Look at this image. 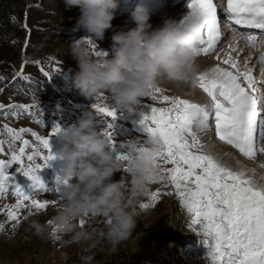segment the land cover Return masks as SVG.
<instances>
[{"label":"snow or ice","instance_id":"obj_1","mask_svg":"<svg viewBox=\"0 0 264 264\" xmlns=\"http://www.w3.org/2000/svg\"><path fill=\"white\" fill-rule=\"evenodd\" d=\"M187 7L193 11L199 10L203 15V22L196 30L197 55L213 51L223 38L217 5L214 0H188ZM223 11L230 25L254 29L264 35V0H226ZM239 39L245 41L249 47L264 49V41L258 40L254 33H241ZM87 42L92 54L107 55L103 50H97L90 38ZM259 60L264 64V51L260 52ZM222 63L230 67L216 65L195 76V83L210 98L209 103L202 105L180 97L163 95V89L154 86L148 96L161 99L169 106L149 105L147 112L140 113L139 122L148 136H159L162 141L161 150L154 156L160 173L154 181L168 180L171 183L175 195L191 214V223L196 226L197 234L204 240L211 264H264V178L256 181L253 176L246 175L247 169L232 170L222 165L212 155L202 151L203 145L197 135V130H206L209 121L214 120L215 135L220 141L250 159L256 158L258 154L264 155V147L258 146L264 144V107H261L264 105V97L257 98L252 94L253 73L241 71L237 60L230 53ZM23 66L22 63L20 72ZM41 72L46 77L50 76L43 68ZM92 107L102 117L108 118V126L102 135L111 144V120L115 119V110L103 101L93 104ZM4 108L5 105L0 104V109ZM12 108L27 111L29 106H8L9 111ZM4 128L13 140H21L22 133L31 131L28 128L14 130L8 125H4ZM59 130L60 127L54 125L44 137L37 136L35 132L31 133L46 150V154L30 145L29 140L23 139L18 151H11L7 159H0V195L11 193L16 197L15 204L7 211L9 220L18 223L19 209L22 207L30 206L41 210L47 206V200L42 202L32 199L33 191H59V188L46 186L37 174L38 169L47 166L49 160L56 158L51 152L49 136L56 135ZM143 141L138 140L139 145ZM3 145L4 141L0 140V153L5 152ZM30 147H33L31 152L28 151ZM37 156L42 159V163H32ZM117 157L124 161L135 158L131 153ZM25 158L30 162L27 165L24 163ZM161 161L172 167H161ZM14 162L20 165L18 170L31 181L30 191L26 192L19 184L9 188L7 169ZM259 167L264 168V163ZM123 170L126 172V169ZM251 171L255 172V169ZM56 182L62 185L68 181L57 176ZM160 196L159 191L151 192V203H155ZM140 207L147 208L149 204L143 203ZM83 223L81 220L80 224ZM0 228H3L2 224ZM61 230L59 225L53 229L54 232ZM208 237L212 240L210 244Z\"/></svg>","mask_w":264,"mask_h":264},{"label":"clouds","instance_id":"obj_2","mask_svg":"<svg viewBox=\"0 0 264 264\" xmlns=\"http://www.w3.org/2000/svg\"><path fill=\"white\" fill-rule=\"evenodd\" d=\"M67 7H78L80 15L72 32L83 30L97 44L105 31L112 27L117 0H65ZM129 17L134 26L113 32L112 55L92 56L86 44L73 39L69 45L78 71L71 84L85 97L97 98L107 94L114 107L128 112L138 111L142 97L161 79L174 82L195 80L197 64V28L203 22L199 10H189L182 19L165 18L153 28L149 9L137 3ZM61 141L55 152L62 161L60 174L64 197L56 223L65 232L76 229L75 221L83 216L103 217L101 239L114 251L127 241L136 225L134 201L143 195L159 176V164L154 156L162 148L159 136H147L143 144L127 140L128 153L135 158L127 161L114 158L105 148L109 141L98 133L93 114L83 110L76 123L60 128L56 134ZM126 169L125 180L113 181V174ZM75 178L74 182H70ZM37 235L44 227L34 225ZM77 238L90 239L92 233L80 231ZM85 259H90L85 257Z\"/></svg>","mask_w":264,"mask_h":264},{"label":"rangeland","instance_id":"obj_3","mask_svg":"<svg viewBox=\"0 0 264 264\" xmlns=\"http://www.w3.org/2000/svg\"><path fill=\"white\" fill-rule=\"evenodd\" d=\"M165 1L169 0H164V2ZM37 2H42L46 4L45 0H36V3ZM119 2L121 4V7L115 10L114 19L111 23H121L122 27L127 30L128 28L134 26L133 22L129 17V13L137 3L141 2V0H120ZM223 2L224 0H220L217 4L221 6ZM66 14L68 16V20L70 21L69 26L72 29L76 23L77 18L80 15L79 8L69 7ZM176 19L178 20L179 17L177 16ZM152 27L155 28V26ZM110 33L111 30L107 29L105 31L104 39L100 41L98 45L97 42L93 38L88 37L83 30L72 32L75 37L81 36L84 38H90L91 42L97 46V50H101V48L103 50L107 47L106 43L108 37L110 36ZM65 49L66 48L62 45L58 48V51L65 52ZM246 59H249L248 54L242 55L240 61L249 63ZM22 63L24 65L22 72L26 73L28 71V66L23 57H21L20 62L16 64L14 70H19L20 72ZM69 65V62H66L62 59L55 61V69L60 75L64 77L68 75ZM248 68V70H251L254 68V66L248 65ZM254 76L260 77V74H256ZM155 86L163 89V95H168L170 97H180L182 99H187L193 103L201 101L200 104L202 105L210 102V98L207 96V94L204 93L202 89L198 88L195 84H193L192 80L187 81L188 88H185V90L180 87L179 89H176L172 86H163L160 85L158 82ZM154 95L159 96L160 94ZM140 100L141 105L138 111L135 112H128L125 109H118L114 106L110 107L113 108L116 113L115 119L111 120L112 130L122 135L118 139H112L113 142L106 146V151L111 150L110 148H114L115 144H118L120 142L124 143L125 141L131 139H146L148 133L144 130L143 125H141L139 122L141 119L140 113L147 112L149 105L153 107L169 106L167 102L162 101L158 98L153 99L151 96L142 97L140 98ZM101 101L103 100L100 99L99 102ZM0 104H3L1 96ZM81 105L82 104L71 106V109L75 108L76 110H80L82 108ZM8 106L10 105L5 106L4 109H0V140L4 141L3 146L5 148V152L0 153V159H7L11 151H18L23 139L29 140L30 145H32L34 148H38L40 152L46 154V150L39 145V141H37L31 133L35 132L37 136L44 137L51 131V128L54 125H58L60 128H65V124L56 118H52L51 116H42L39 117V119L28 118L22 113H20V111L17 109H14L13 111H6L5 109L8 108ZM261 107H264V105H261ZM91 112H93L92 114H98L94 108ZM107 119L108 118L106 117H102V114H98V119L95 123V127L98 133H100L101 130L107 128ZM4 125H8V127L14 130L28 128L31 131L27 133H22L21 140H13L4 128ZM128 127L133 129L132 132L129 133L125 131V129H127ZM208 129L210 130L211 134L208 133ZM208 129L204 131L197 130V135L200 141H203V137L207 136L210 140H212L211 142L214 143V146L216 144L215 147H217V145H225V147L229 149L230 153L234 155L233 159L235 161L240 162L242 165L243 163L244 165H246L241 167L248 170V174L246 173V175L252 176V174L250 175V173L252 172L251 170L254 169V167H252V162L254 161L257 162L258 169L261 168L259 167V165L261 163H264V155L258 154L256 158L250 159L241 155V153L237 149H234L230 145L220 141L215 135L214 120L209 121ZM60 143L61 141L59 140L57 135L49 136V144L52 153L55 154L57 148L60 146ZM9 145H11V148L9 147ZM258 146L264 147V144H260ZM33 147H30L28 151L31 152L33 150ZM193 150L195 151V149ZM202 151L206 154H209L203 148ZM212 151L215 152V150ZM217 154L215 153V159L218 162L221 161L222 165H225L231 168L232 170L241 169L240 167L233 168L231 166V163L223 158L224 155H222L220 151L217 152ZM242 158L246 160L243 162ZM42 162V159L37 156L32 163ZM24 163L27 165L30 162L27 161V159L25 158ZM160 164L163 168L172 167V165L164 164L162 161L160 162ZM61 165L62 161L59 158H55L49 160L47 166L37 170V174L41 177L42 181L45 183L46 186L59 188V191L57 193H55L54 191H33L32 199H36L42 202L47 200L48 204L44 209L41 210H36L34 208H31L30 206L20 208V219L18 223L16 221L9 220L7 217V211L9 208H11L12 205L15 204L16 197L11 193L0 195V198H4L0 200V209H2V211H0V224L3 225V228H0V264H96L98 260H95L94 253L97 251L99 253L101 252V259H103L104 257H106L105 254H107L111 249V246L105 247V249H103L104 246L96 242L94 239L77 238V232H85V228L83 227V225L80 224L81 220L84 221L85 216L80 217L78 220L75 221L76 229L74 231H64L62 233L56 231L54 235L56 239H54L53 235H50V231L57 224L56 217L59 214V211L63 205V199L60 198V196L64 197L65 195L63 185H58L56 182V177L60 174ZM247 165H249L250 167L247 168ZM19 168L20 165L15 162L8 166L7 171L9 175L7 179L9 181V188L11 189L12 187H14L15 184H19L26 192H28L30 191L29 185L31 181L27 177H25L21 173V171L18 170ZM259 170L262 171L264 170V168H261ZM114 175L124 176L125 178L126 174L124 170L121 169L116 171ZM255 176V180L260 181L261 178H264V173L258 172L255 174ZM112 177L111 179L113 181H119V179ZM74 180L75 178H72L70 182H74ZM166 183L168 184V187ZM159 188H167L169 192H172L173 194L170 197H166L161 201L157 200L155 203H151L150 193L153 191H158ZM143 203L149 204V207L141 208L140 205ZM162 203H164L167 208L169 214V221L174 225V230L178 238V241L175 243L177 251L184 258L185 262L187 264H211V261L206 254L208 249L204 243V240L201 235L197 234L198 230L196 226L191 223V214L186 211L183 204L179 201V198L175 195V190L173 186L168 180H157L152 182L149 185L147 191L134 201L131 210L136 213V222L141 221L144 225L148 224L154 217V215H156V212L159 209L160 204ZM40 217L43 219L42 223H39ZM37 224L44 227L43 235H37L36 228L34 227V225ZM38 241L42 244L40 249L37 247ZM211 242V237H208V243L210 244ZM85 257H88L90 259L86 260Z\"/></svg>","mask_w":264,"mask_h":264},{"label":"trees","instance_id":"obj_4","mask_svg":"<svg viewBox=\"0 0 264 264\" xmlns=\"http://www.w3.org/2000/svg\"><path fill=\"white\" fill-rule=\"evenodd\" d=\"M45 1L46 4L36 3V0H0V96L5 106H29L27 111L21 108H12L10 111L17 109L32 119L51 116L63 122L67 128L78 121L71 106L80 105L87 98L78 89L66 86L71 84V77L78 71L68 44L73 39H81L89 48L90 54L94 57L96 55L92 54L87 42L89 38L75 37L72 34L66 14L69 7L65 5V0ZM119 1L117 0V9L121 7ZM110 30L107 47L103 49L108 56L112 55L113 32L125 29L120 23L112 24ZM62 45L66 48L65 52L58 51ZM21 57L25 59L28 71L17 75L14 74L16 72H13V67L20 62ZM59 59L70 63L66 77L55 69V61ZM41 68L49 72L50 76L46 77ZM100 98L109 107L114 106V101L107 94H100ZM5 110L9 111L8 108ZM96 122L94 120V124ZM132 130L130 127L125 129L129 133ZM121 135L112 130V139H118ZM110 149L109 152L114 158L128 153L127 145L121 142ZM117 175L113 174V177L125 180L124 176ZM166 185L168 187L167 183ZM158 191L161 193L158 199L160 201L171 196L164 194L169 192L167 188H159ZM2 199L4 198H0ZM168 215L164 203L160 204L156 215L148 224L137 221L131 237L114 251L110 247L106 257L101 259L102 253L95 252V260H98L96 264H187L177 251L175 243L178 238ZM42 221L40 217L39 223ZM104 223L103 217L91 216H85L83 223L85 232L92 233L90 239L102 244L103 249L111 246L98 235V230L103 228ZM56 226L57 224L50 231L53 237ZM37 244L40 249L42 244L39 241Z\"/></svg>","mask_w":264,"mask_h":264},{"label":"bare ground","instance_id":"obj_5","mask_svg":"<svg viewBox=\"0 0 264 264\" xmlns=\"http://www.w3.org/2000/svg\"><path fill=\"white\" fill-rule=\"evenodd\" d=\"M219 1L220 0H214V3L217 5V8L219 10L218 15H219V21H220L221 19L224 18V12L222 11V9H223L222 6L217 4ZM143 2H144V0H141L140 3H143ZM163 2H164V0H156L153 3V5L147 6V8L149 9V12H150V23L152 26H155V27L161 26L163 23V20L165 18L176 19V17L178 16L179 17L178 20H180L189 11V9L187 7L188 0H169V1H165L164 3ZM161 3H163V4H161ZM248 30H249V28H245L243 30H239V32L240 33H247ZM256 32H257V34L261 40L264 39V35H260L259 32L257 30H255V33ZM221 33L223 34V38H222V41L218 44V46L213 51H211L207 54H201L198 56V58H197L198 71L196 74H198L200 72L207 71L209 68L216 66V65H219L222 68L230 67L229 65H224L222 63V61L225 58H227V55L230 53L232 58L237 60L238 65H239V69L241 71H250L253 73V89H254V91L252 94L254 96H256L257 98L264 97V72H262V68H264V64H262L259 60L260 51L264 50V49L260 50V49H254L252 47H249L246 44V42L241 40V39L235 40V41L230 40V38L232 36L231 32L225 33V31L222 32V30H221ZM233 49H235V51ZM247 54H248L249 59L248 60L246 59V60L249 63L240 61V58L242 57V55H247ZM217 57H219V59H217ZM247 64L253 65L254 68L251 70H248L249 68H248ZM14 72H19V70L18 71L14 70ZM256 74H260V77L254 76ZM192 82H193V84H195L197 86V84L195 83V80H192ZM158 83L160 85H163V86H172L173 88H176V89H179V87L182 88L183 90H185V88H188L187 82H174V81H169L167 79L161 78L158 81ZM188 91H190V90H188ZM194 96H196V95H194ZM194 96H192V97H194ZM92 100H93L92 98L88 97L84 101V105L87 103H90V101H92ZM197 103L199 104V103H201V101L197 102ZM207 131H208V133H210L209 129ZM203 138H204L203 141H201V144L203 145V149H205L214 158H215V153L217 154V152L220 151L222 153V155H224L223 158L225 160H227L228 162H230L231 166L233 168H235V167L241 168L242 166H246V165H244V163L242 165L240 162L235 161L233 159L234 155H232L230 153L229 149H227L225 147V145L224 146L223 145H219V146L217 145V147H215L216 144L214 146V143L211 142L212 140H210L207 136L203 137ZM212 150H215V152ZM245 160L243 159V162ZM219 163H221V161H219ZM257 166H258V164L256 161L252 162V167H254L255 172L252 171L250 173V175L252 174L254 179L256 177L255 176L256 173H258V172L264 173V170H262V171L259 170L261 168L258 169ZM249 167L250 166L247 165V168H249Z\"/></svg>","mask_w":264,"mask_h":264},{"label":"built area","instance_id":"obj_6","mask_svg":"<svg viewBox=\"0 0 264 264\" xmlns=\"http://www.w3.org/2000/svg\"><path fill=\"white\" fill-rule=\"evenodd\" d=\"M98 101H99V96L97 98L93 99L92 101H90V103L85 104L84 105V109L91 112L92 105L95 104V103H97ZM80 115H79V117H80Z\"/></svg>","mask_w":264,"mask_h":264}]
</instances>
